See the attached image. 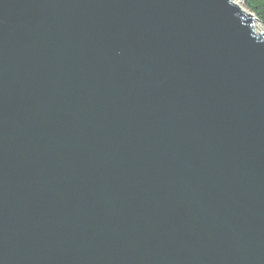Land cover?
I'll list each match as a JSON object with an SVG mask.
<instances>
[{"label": "water", "instance_id": "obj_1", "mask_svg": "<svg viewBox=\"0 0 264 264\" xmlns=\"http://www.w3.org/2000/svg\"><path fill=\"white\" fill-rule=\"evenodd\" d=\"M233 1L0 0V264H264V27Z\"/></svg>", "mask_w": 264, "mask_h": 264}, {"label": "trees", "instance_id": "obj_2", "mask_svg": "<svg viewBox=\"0 0 264 264\" xmlns=\"http://www.w3.org/2000/svg\"><path fill=\"white\" fill-rule=\"evenodd\" d=\"M244 6L264 27V0H244Z\"/></svg>", "mask_w": 264, "mask_h": 264}, {"label": "rangeland", "instance_id": "obj_3", "mask_svg": "<svg viewBox=\"0 0 264 264\" xmlns=\"http://www.w3.org/2000/svg\"><path fill=\"white\" fill-rule=\"evenodd\" d=\"M233 2H235L237 5H238V7L240 8V9H242V10H244V11H246V12H249L246 8H245V6H244V2H240L239 0H234ZM250 13V12H249ZM259 25H261L260 23H259ZM262 26V25H261ZM263 27V26H262Z\"/></svg>", "mask_w": 264, "mask_h": 264}, {"label": "bare ground", "instance_id": "obj_4", "mask_svg": "<svg viewBox=\"0 0 264 264\" xmlns=\"http://www.w3.org/2000/svg\"><path fill=\"white\" fill-rule=\"evenodd\" d=\"M235 3V2H234ZM236 4V3H235ZM236 6H238L237 4H236Z\"/></svg>", "mask_w": 264, "mask_h": 264}]
</instances>
